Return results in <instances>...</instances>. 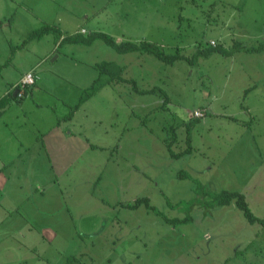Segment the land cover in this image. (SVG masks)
<instances>
[{
    "label": "rangeland",
    "instance_id": "rangeland-1",
    "mask_svg": "<svg viewBox=\"0 0 264 264\" xmlns=\"http://www.w3.org/2000/svg\"><path fill=\"white\" fill-rule=\"evenodd\" d=\"M2 1L0 97L21 79L31 82L11 88L22 90L24 107L16 103L4 119L25 117L23 127L74 138L57 159L59 222H29L28 264H264V225H250L234 205L206 208L201 196L242 193L264 218V0H59V8L55 0H25L22 8ZM45 24L61 38L85 29L190 58L198 49L237 46L232 57L211 51L167 65L148 53L118 54L100 40L59 46L48 34L9 61L12 48ZM101 61L123 67L139 90L161 91L137 95L131 84L107 85L79 103ZM209 103L210 113L201 108ZM197 110L204 117L188 127ZM167 145L181 155L172 158ZM139 198L156 212L123 207ZM161 215L191 221L172 225Z\"/></svg>",
    "mask_w": 264,
    "mask_h": 264
},
{
    "label": "crops",
    "instance_id": "crops-1",
    "mask_svg": "<svg viewBox=\"0 0 264 264\" xmlns=\"http://www.w3.org/2000/svg\"><path fill=\"white\" fill-rule=\"evenodd\" d=\"M7 1L9 5L13 2L16 5L20 3L19 6L21 8L22 4L25 3V0ZM58 1L55 0L54 2L57 8H59ZM2 2L0 0V4ZM4 5L7 9V4ZM23 9H27L30 14L36 13L34 9H29L28 6ZM81 16H85V13ZM79 33L87 35L91 32L85 29L76 30L75 34ZM229 56L232 57L233 54ZM96 63L98 62L94 64ZM16 84L12 85L11 88ZM135 94L149 95L137 92ZM152 94L150 93V95ZM24 99L18 104L20 105L18 106L19 110L24 107ZM15 104L12 103L0 114V264H28V259L22 253V246H24L25 250L29 248L28 233L32 229V225L29 222L42 218H46L49 220L48 222L55 220L59 222L58 211L55 208L56 196L60 192V183L55 174L57 165L60 164L57 159L60 158L59 152L62 145L70 143L74 139L73 132L68 130L67 132L60 131L55 136H47L44 130H40L42 125L33 124L37 128L31 129L23 127L26 121L25 117L13 120L4 119L5 115L12 114L9 112ZM210 107L211 103L201 108L206 109L210 113ZM26 135H29V139L25 137ZM45 156L50 166L54 168V174L51 173V176H48L49 171H47L48 173L45 172ZM50 157L54 158V161H51ZM48 177V182H45ZM31 197H33L32 201L37 198V204L29 208L27 206L31 203ZM65 210L69 214L68 207ZM48 226L44 225L42 231L47 230ZM51 230L56 232L55 227H51ZM78 236L81 239L86 235L79 232ZM38 237L40 239L43 238L42 235ZM81 243L84 246L85 242L81 241ZM80 244L79 248H81Z\"/></svg>",
    "mask_w": 264,
    "mask_h": 264
},
{
    "label": "trees",
    "instance_id": "trees-1",
    "mask_svg": "<svg viewBox=\"0 0 264 264\" xmlns=\"http://www.w3.org/2000/svg\"><path fill=\"white\" fill-rule=\"evenodd\" d=\"M1 24L2 23L0 22V26ZM48 34L55 35L56 41L58 42L59 46H61L63 43L90 46L95 41L100 40L105 45L112 48L118 54H128V53H134V52L148 53V54L154 55L158 60H160L161 62L167 65H173L179 61H188V62L190 61L191 63H194V61L198 57H206L208 56L207 54H210L211 51L213 52L216 51L223 55H232V52L235 50L237 46V45H233V47L228 50L224 49L221 45L210 46V50L198 49L197 51L194 52V54L190 58L189 56L184 55L180 51H176L170 54L165 53L161 49V47H159L158 45L154 43H149V42L133 43L130 41L117 42L113 37H111L110 35L106 33H102V32H91V33H88L87 35H83L81 33L72 34V35H67L61 38L62 33H60L59 28H57L54 25H43L37 29L32 30L28 34V36L21 41L19 45H16L12 48L9 61L12 60L15 52L17 50L22 49L28 42L33 41V40H40L42 37ZM262 44L264 48V42ZM261 47L262 45L260 44L257 48H253L251 50L259 51L261 50ZM1 67L2 66L0 65V70H1ZM94 67L97 70V77L92 81L91 85L88 88L83 90L80 96V99H79V103H82L83 100L91 97L99 89L107 85H109L114 90L117 88L118 85L122 83L131 84L132 87L135 89V92L140 93V94H150V93H156L157 91H161V89L157 87L145 89V90H142V89L139 90L137 88V84L134 79L123 77L122 75L123 67H119L113 62L101 61V62L94 64ZM15 90L16 89H11L4 96L0 98V114L3 113L12 103H20L24 99V98L18 97L19 90L17 91L16 96L13 97V93L15 92ZM78 107L79 105H76L74 107V110L78 109ZM199 120L200 119H193L189 121L187 126L190 127L191 126L190 123L198 122ZM188 141L190 143L189 137H188ZM167 149L170 152V155L172 158H178L181 155L179 153L177 154L173 153L169 145H167ZM191 150L192 148L188 147L187 149L183 150L181 153L188 154L190 153ZM179 177L187 178V176L184 175L183 173H180ZM201 196L203 197L202 204L206 208L214 207V206L215 207H225V206L234 205L238 210H240L243 213V216L246 218L247 222L250 225H254V224H259L262 226L264 225V218H260L252 214V212L249 209L246 198L242 193H239L236 191L222 190L218 193L211 194L207 191H202ZM190 204L193 205L194 201H192ZM141 205H144V207L148 211L156 212L155 208L152 205H150L148 198L136 199L133 203L124 204L123 207L134 210L140 207ZM161 216H162L161 218L165 222L170 223L172 225L173 223L178 224V223L188 222L191 219L190 217H186L183 219H176V218L168 219L167 217L163 215Z\"/></svg>",
    "mask_w": 264,
    "mask_h": 264
},
{
    "label": "built area",
    "instance_id": "built-area-1",
    "mask_svg": "<svg viewBox=\"0 0 264 264\" xmlns=\"http://www.w3.org/2000/svg\"><path fill=\"white\" fill-rule=\"evenodd\" d=\"M82 33H84V31H82ZM29 76V75H28ZM29 83H31L30 81H28L26 78H24V79H21V81L18 83L19 84V86H20V88L21 89H23V87L25 86V84H29ZM17 84V85H18ZM16 85V86H17ZM26 87V86H25ZM21 89H19V92H18V94H19V98H21L22 97V95H23V92H21L22 90ZM21 90V91H20ZM20 93H22V95L20 94ZM204 114L205 113H203L201 110H197V111H195V112H193V114H192V117L193 118H195V119H197V118H202V117H204Z\"/></svg>",
    "mask_w": 264,
    "mask_h": 264
},
{
    "label": "water",
    "instance_id": "water-1",
    "mask_svg": "<svg viewBox=\"0 0 264 264\" xmlns=\"http://www.w3.org/2000/svg\"><path fill=\"white\" fill-rule=\"evenodd\" d=\"M16 94H17V92H14V93H13V97H15V96H16Z\"/></svg>",
    "mask_w": 264,
    "mask_h": 264
}]
</instances>
